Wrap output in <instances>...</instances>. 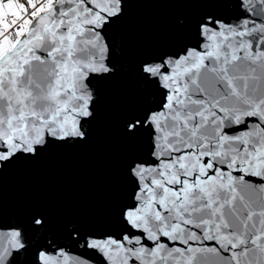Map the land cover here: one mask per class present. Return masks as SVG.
I'll return each mask as SVG.
<instances>
[{"label": "snow or ice", "instance_id": "obj_1", "mask_svg": "<svg viewBox=\"0 0 264 264\" xmlns=\"http://www.w3.org/2000/svg\"><path fill=\"white\" fill-rule=\"evenodd\" d=\"M132 2L0 0V264H181L167 217L184 191L254 163L249 149L264 146V109L185 110L225 48L264 56V0H182L194 13L176 17L172 41L142 53L116 42ZM125 81L131 103L113 87ZM102 101L123 108L125 151L122 187L101 214L94 205L88 218L55 216L39 202L6 212L5 174L88 145Z\"/></svg>", "mask_w": 264, "mask_h": 264}, {"label": "water", "instance_id": "obj_2", "mask_svg": "<svg viewBox=\"0 0 264 264\" xmlns=\"http://www.w3.org/2000/svg\"><path fill=\"white\" fill-rule=\"evenodd\" d=\"M194 11L193 5L182 0H133L122 25L127 35L117 36L116 42L129 43L136 53L162 47L176 36V17L191 16ZM223 51V56L213 58L201 71V91L193 92L185 109L192 118L200 112L211 115L213 108L229 112L264 109V56L256 57L254 50ZM113 87L131 103L134 85L130 81ZM122 114L120 105L102 101L88 145L54 148L39 164L21 165L6 173L5 211L25 213L39 202L55 216L71 213L88 218L94 205L100 215V206L122 187ZM256 147L259 151L249 149L254 163L221 168L193 181L168 214L178 246L183 245L181 264H264V146ZM234 150L242 151L238 145ZM11 219L5 217L4 223ZM24 260L21 257L20 264Z\"/></svg>", "mask_w": 264, "mask_h": 264}]
</instances>
